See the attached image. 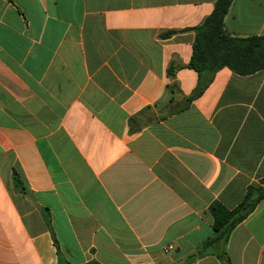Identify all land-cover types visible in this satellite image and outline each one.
I'll list each match as a JSON object with an SVG mask.
<instances>
[{"label": "crops", "instance_id": "1", "mask_svg": "<svg viewBox=\"0 0 264 264\" xmlns=\"http://www.w3.org/2000/svg\"><path fill=\"white\" fill-rule=\"evenodd\" d=\"M215 1L0 0V264H264V198L196 256L210 204L264 177V70L222 68L178 111ZM224 26L264 36V0Z\"/></svg>", "mask_w": 264, "mask_h": 264}, {"label": "trees", "instance_id": "2", "mask_svg": "<svg viewBox=\"0 0 264 264\" xmlns=\"http://www.w3.org/2000/svg\"><path fill=\"white\" fill-rule=\"evenodd\" d=\"M231 2L232 0H216L212 12L199 25L191 29L195 36L187 67L197 74L198 81L195 89L178 111L183 110L192 100L199 97L213 75L222 68H227L238 75H249L264 70V36L238 37L230 35L225 30L224 18ZM13 180L16 189L24 192L15 173ZM263 198L264 177L258 181L257 185H249L242 200L232 209H227L218 201L212 202L209 213L212 217L213 233L198 247L196 256L211 253L218 258H224L225 245L231 232L253 212ZM58 264L70 263L59 260ZM82 264L100 263L89 261Z\"/></svg>", "mask_w": 264, "mask_h": 264}]
</instances>
